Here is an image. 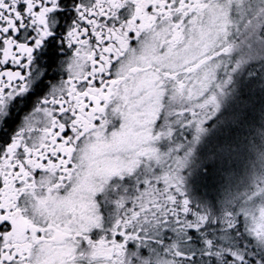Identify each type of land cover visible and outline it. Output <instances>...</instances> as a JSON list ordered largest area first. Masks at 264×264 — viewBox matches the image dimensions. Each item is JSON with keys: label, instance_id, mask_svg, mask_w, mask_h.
<instances>
[{"label": "snow or ice", "instance_id": "obj_1", "mask_svg": "<svg viewBox=\"0 0 264 264\" xmlns=\"http://www.w3.org/2000/svg\"><path fill=\"white\" fill-rule=\"evenodd\" d=\"M0 264H264V0H0Z\"/></svg>", "mask_w": 264, "mask_h": 264}, {"label": "trees", "instance_id": "obj_2", "mask_svg": "<svg viewBox=\"0 0 264 264\" xmlns=\"http://www.w3.org/2000/svg\"><path fill=\"white\" fill-rule=\"evenodd\" d=\"M257 119H258V117H257ZM232 130H234L235 132L234 133H231V132H229V131H226L225 132V135L223 136H219L218 134H217V132H215L214 134H213V136H212V138H211V141L213 142V143H215V142H217V141H219V142H223V141H225V140H231L233 137H235L236 135H237V132H239V135H240V137H241V140H240V142L241 143H246L247 141L244 139L245 138V134H244V132H243V134L242 133H240V131H238L237 129H232ZM241 131H243V130H241ZM242 138H243V142H242ZM248 140H251V138L250 139H248Z\"/></svg>", "mask_w": 264, "mask_h": 264}, {"label": "rangeland", "instance_id": "obj_3", "mask_svg": "<svg viewBox=\"0 0 264 264\" xmlns=\"http://www.w3.org/2000/svg\"><path fill=\"white\" fill-rule=\"evenodd\" d=\"M236 106L234 105V108H235ZM241 130H243V131H241ZM226 131H229V132H231V133H234L235 131L234 130H226V129H223V128H221L220 130H218L217 131V134L220 136H224L225 135V132ZM238 131H240V133H242L243 134V132H244V134L246 135L245 137L247 138V139H250L251 138V136L249 135V130L248 129H240V130H238ZM242 142H243V138H242ZM252 158V156L250 155L249 156V159H251Z\"/></svg>", "mask_w": 264, "mask_h": 264}]
</instances>
